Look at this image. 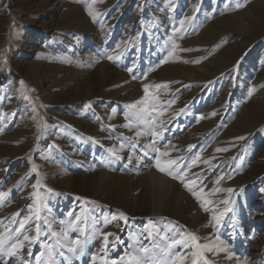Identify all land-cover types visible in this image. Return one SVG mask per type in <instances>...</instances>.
Masks as SVG:
<instances>
[{"label":"rangeland","instance_id":"374dc122","mask_svg":"<svg viewBox=\"0 0 264 264\" xmlns=\"http://www.w3.org/2000/svg\"><path fill=\"white\" fill-rule=\"evenodd\" d=\"M261 189L264 0H0V264H264Z\"/></svg>","mask_w":264,"mask_h":264},{"label":"snow or ice","instance_id":"6c2138e0","mask_svg":"<svg viewBox=\"0 0 264 264\" xmlns=\"http://www.w3.org/2000/svg\"><path fill=\"white\" fill-rule=\"evenodd\" d=\"M245 5L243 4H237L236 7L237 8H241L244 7ZM108 59H113V57H108ZM194 62H199V61H194ZM129 71H131V69H129ZM156 87H160L159 85H157ZM148 92V85H145V93ZM139 103H143V101L139 102ZM130 107L132 108H136L137 105H131ZM139 112L141 113H145L146 110L145 109H139ZM213 115H215V113H213ZM154 123V121H153ZM131 126V125H129ZM143 135L142 132H137V136ZM156 135H159V133H156ZM241 139H243V137H241ZM123 147V146H121ZM112 151V155L116 156V152L113 150ZM158 151V149H157ZM218 151H220V149H218ZM161 156H165L167 155V153H160ZM197 159H199V157H197ZM176 163V161L174 160H168L166 162H162L161 159L159 157L156 158V167L160 172H164L167 173L169 176H173L174 175V170L172 169V166ZM33 171H35V167L33 168ZM174 178L179 179V180H183L184 177L183 175H175ZM191 184H194L195 182L192 181L190 182ZM37 184H39V181L37 182ZM37 187V185H33V188ZM185 187L189 188V190L191 191L192 188L190 186V184H185ZM203 190L201 189V192ZM217 191H219V189H217ZM225 191L229 192V193H234L235 190L234 189H226ZM261 191H264V189H261ZM198 196V198H200L199 193H194ZM7 193H3L0 194V197L6 196ZM32 195L34 197H36L37 200H39V195L36 192H33ZM224 203L229 204V207L224 208V210L222 212L219 213H214L212 216V220L215 222V224H219L221 219L224 217V215H226L227 213L232 211L231 208V201H224ZM203 204L205 206V210L208 211V205H212L213 201L212 200H203ZM32 215L35 216L36 219H39V209H37ZM32 218V216H26L24 218V220L22 222H20V228L23 229L25 227V224ZM124 219L126 220L127 217L125 216ZM49 227H51V225H49ZM7 231V230H6ZM37 232H39V226H37ZM53 235L59 237L61 235L66 237V233H61V232H57V233H53ZM104 239H105V243H107V237L108 235H112V234H103ZM38 239V236H23V238H19L17 237L15 242L11 244V246L8 248V252L7 254L9 256H14L17 255L19 250L23 249L25 247V242L28 243H32L35 242ZM217 241H219V237L216 238ZM82 243V241H80L79 239H77L75 241L76 245H80ZM177 244H181V245H185V246H189L191 247L192 251H191V264H200V262H203V264H212V261L208 259V257L205 255L206 252H228V248L226 246H223V242L220 243H213V242H208V243H200L199 238L192 233H189L186 237V239H181V240H173L172 241V245H169V247H172L173 245H177ZM4 245V237L3 234H0V246ZM46 248L51 249V245H45ZM103 250V249H102ZM71 251L75 252L76 248H72ZM139 252L141 255H129L128 259L130 261V264H151L150 259L148 258L147 254L150 252V248L147 246H142L139 249ZM29 255H31V253H29ZM81 255H83V253L81 252ZM229 258H231V254H229ZM39 259V257L37 258ZM122 260L124 258H121ZM189 259L188 256H184V255H180L176 257V264H185V262ZM23 264H28V262L25 260L23 261ZM104 264H107V262L105 261ZM112 264H116V262H112Z\"/></svg>","mask_w":264,"mask_h":264},{"label":"bare ground","instance_id":"6f19581e","mask_svg":"<svg viewBox=\"0 0 264 264\" xmlns=\"http://www.w3.org/2000/svg\"><path fill=\"white\" fill-rule=\"evenodd\" d=\"M261 224H263V223H261Z\"/></svg>","mask_w":264,"mask_h":264}]
</instances>
